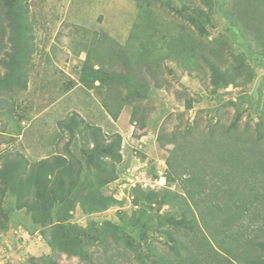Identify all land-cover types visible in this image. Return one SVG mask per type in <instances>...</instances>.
I'll return each instance as SVG.
<instances>
[{
	"label": "trees",
	"instance_id": "obj_1",
	"mask_svg": "<svg viewBox=\"0 0 264 264\" xmlns=\"http://www.w3.org/2000/svg\"><path fill=\"white\" fill-rule=\"evenodd\" d=\"M26 1L0 0V97L26 90L33 51ZM139 1L166 5L174 0ZM205 3L209 5V1ZM140 4V22L135 27L141 36L134 46L138 56L136 51H127L134 45L130 32V41L118 56L109 53V60H101L89 52L78 72L82 85L106 91L100 97L106 99L101 101L102 107L113 121L124 106L130 105L132 114L139 112L141 104L149 100L147 87L164 88L156 74L164 59L175 57L180 68L189 72L198 68L199 60L208 64L213 92L239 86L235 76L244 75L237 82H251L256 70L245 74L243 67L248 60H264V0H230L227 9H221L225 33L210 40L208 29L214 27L210 7L202 11L183 4L175 11L187 28L183 24L165 27L162 19H153ZM206 54L220 62V68L228 66L220 70ZM120 88L127 94L120 96ZM257 91L260 95L261 84ZM191 102L185 100L186 111ZM3 105L0 99V111ZM144 113L139 118L132 115L141 127ZM259 117L253 130H239L240 114L235 113L227 127L220 125L215 130L216 124L210 122L208 136L202 134L201 139L188 142L198 132L194 127L189 128L192 134H172L168 142L175 143L174 148L165 161V175L160 176L165 183L158 186L160 177H147L153 187L130 189L129 210H117L112 218L93 223L89 221L92 216L123 205L103 192L118 178L121 137L105 136L99 127L87 125L72 113L58 122L59 132L67 135L63 154L32 164L19 154L2 157L0 233L12 222V214L2 206L11 190L18 199L15 210L25 209L28 214L25 231L37 234L50 250L49 256L30 259L29 264H56L54 259L61 256L85 264H264V238L258 240L255 234L264 227V118ZM74 141L79 158L70 150ZM76 211L85 218L84 227L74 222ZM162 239L166 254L157 251L156 242Z\"/></svg>",
	"mask_w": 264,
	"mask_h": 264
},
{
	"label": "rangeland",
	"instance_id": "obj_2",
	"mask_svg": "<svg viewBox=\"0 0 264 264\" xmlns=\"http://www.w3.org/2000/svg\"><path fill=\"white\" fill-rule=\"evenodd\" d=\"M162 1L166 3L168 0ZM180 1L174 0L172 4L166 5L161 2L145 5L140 4L139 0H27L26 17L33 49L31 63L26 77V90L4 93L0 97L4 104L0 111V162L2 157L14 154L22 155L29 164L56 153L63 154L62 148L67 135L59 132L58 122L72 113L78 114L87 125L99 127L105 136L120 135L121 162L116 165L118 178L105 187L103 192L112 195L117 201H123V205L92 216L89 220L101 223L112 218L117 210L131 208L128 198L130 189L138 185L141 189L146 186L152 188L153 184L148 183L147 179L165 175V161L175 144L168 142L172 134H182L183 131L192 134L189 128L194 127L198 132L193 137H188V142L196 137L201 139L202 134L208 136L206 132L210 122L212 125L216 124L215 130L220 125L227 127L233 121L235 113L240 114L239 130L245 127L253 130L259 116L264 118V60H248L243 67L245 74L256 70L251 82H237L244 75L238 78L235 76L233 79L239 86L234 88L229 85L213 92L211 68L208 64L199 60L198 68L189 72L180 68L175 57L164 59L158 64L156 71L164 88L157 90L147 87L149 100L141 104L139 112L136 110L132 114L131 106H124L116 121L102 107L101 101L104 98L101 100L100 97L106 96V91H96L79 82L78 72L89 52L101 60H109V53L114 57L118 56L120 50H125V43L130 41V32L133 33L134 45L127 51L134 54V46L140 43L141 36L135 27L140 22L139 4L150 11L153 19H162L165 27L183 24L187 28L188 24L175 11H180L183 4L202 11H207L210 7V19L214 27L208 29V40L225 33L226 24L221 13L227 9L230 0ZM205 1H209V5ZM221 4H224L222 8ZM253 44L257 46L254 42ZM179 45L184 47V39ZM148 46L152 48L154 44ZM236 48L235 45L234 49ZM179 50L182 52L183 49ZM135 55L138 56L137 51ZM206 56L220 70L228 66L224 64L220 68V62L207 54ZM92 58L94 57H91L93 63ZM141 70L148 80L149 75L145 73L143 66ZM116 71L120 70L117 68ZM2 73L3 70L0 69V74ZM260 84L262 92L258 95L257 88ZM120 89V96L127 94L125 89ZM107 96H111V93ZM188 99L192 101L191 109L186 111L184 102ZM143 110L146 112L143 114L145 123L141 127L137 120H132V115L139 118ZM76 141L70 150L75 158H79ZM163 183L164 179L157 181L158 186ZM12 193L11 190L7 192L2 204L5 211L12 214V222L7 231L0 233V264H29L30 259L49 256L50 250L40 237L25 231L28 214L25 209L15 210L18 199ZM79 213H74L73 220L84 227L86 220L78 216ZM256 227L258 225L254 228ZM255 234L258 240L263 239L264 227ZM161 241H155L157 251L166 254L168 248L163 244L165 239ZM54 261L56 264H85L79 259H67L65 256Z\"/></svg>",
	"mask_w": 264,
	"mask_h": 264
},
{
	"label": "built area",
	"instance_id": "obj_3",
	"mask_svg": "<svg viewBox=\"0 0 264 264\" xmlns=\"http://www.w3.org/2000/svg\"><path fill=\"white\" fill-rule=\"evenodd\" d=\"M147 182L150 183V181H149L148 179H147ZM148 183H147V184H148Z\"/></svg>",
	"mask_w": 264,
	"mask_h": 264
},
{
	"label": "clouds",
	"instance_id": "obj_4",
	"mask_svg": "<svg viewBox=\"0 0 264 264\" xmlns=\"http://www.w3.org/2000/svg\"><path fill=\"white\" fill-rule=\"evenodd\" d=\"M160 179H163V177H160ZM140 186V185H139Z\"/></svg>",
	"mask_w": 264,
	"mask_h": 264
}]
</instances>
